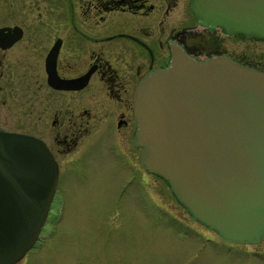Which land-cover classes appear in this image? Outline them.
Listing matches in <instances>:
<instances>
[{"label": "water", "instance_id": "obj_1", "mask_svg": "<svg viewBox=\"0 0 264 264\" xmlns=\"http://www.w3.org/2000/svg\"><path fill=\"white\" fill-rule=\"evenodd\" d=\"M192 7L206 22L264 37V0ZM133 110L141 163L193 217L226 239L264 237V70L175 47L169 64L137 81ZM58 172L43 138L0 126V264L15 262L37 238Z\"/></svg>", "mask_w": 264, "mask_h": 264}, {"label": "flooded vegetation", "instance_id": "obj_2", "mask_svg": "<svg viewBox=\"0 0 264 264\" xmlns=\"http://www.w3.org/2000/svg\"><path fill=\"white\" fill-rule=\"evenodd\" d=\"M192 3L0 0V126L43 138L59 173L61 160L79 156L106 133L120 149L110 158L138 175L145 167L132 139L137 81L169 64L175 47L198 59L228 56L251 65L230 48L241 35L264 38L206 22ZM127 136L133 152L124 144Z\"/></svg>", "mask_w": 264, "mask_h": 264}, {"label": "rangeland", "instance_id": "obj_3", "mask_svg": "<svg viewBox=\"0 0 264 264\" xmlns=\"http://www.w3.org/2000/svg\"><path fill=\"white\" fill-rule=\"evenodd\" d=\"M230 50L264 69V38L241 35ZM124 144L133 152L130 136ZM117 149L101 133L79 156L61 160L39 235L12 264H264V239L222 238L190 214L164 177L114 163Z\"/></svg>", "mask_w": 264, "mask_h": 264}]
</instances>
